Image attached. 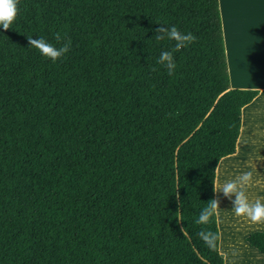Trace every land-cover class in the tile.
<instances>
[{
	"label": "trees",
	"instance_id": "1",
	"mask_svg": "<svg viewBox=\"0 0 264 264\" xmlns=\"http://www.w3.org/2000/svg\"><path fill=\"white\" fill-rule=\"evenodd\" d=\"M19 9L0 28V264H224L218 215L195 221L261 92L230 88L218 0ZM158 24L196 37L173 76ZM28 37L70 51L52 62ZM246 242L263 262L264 232Z\"/></svg>",
	"mask_w": 264,
	"mask_h": 264
},
{
	"label": "rangeland",
	"instance_id": "2",
	"mask_svg": "<svg viewBox=\"0 0 264 264\" xmlns=\"http://www.w3.org/2000/svg\"><path fill=\"white\" fill-rule=\"evenodd\" d=\"M225 1L226 8L231 11L232 0ZM247 5L245 6L247 7ZM259 7L263 8L264 2H260ZM236 11L239 12V15L235 13L234 26L240 24L239 29L244 31L247 19L257 11L248 12L246 9L244 11L240 8ZM229 45L232 52L230 51L228 54L227 69L231 86L257 88L260 91L264 88V57L246 50L241 51L243 45L238 50L235 44L230 43V38ZM225 55H227L226 50ZM261 94L259 98L243 109L241 120V125H243L242 130L241 128L240 130L241 136L243 133L245 136L238 138L236 155L223 160L224 163L220 164L222 167L219 166L218 172L217 168L215 171L214 183L217 187L226 180L235 179L244 172H252V187L246 188L250 200L258 197L264 198V190H262L264 189V94ZM256 181H260L261 184L257 185ZM214 198H216V194H214ZM218 198L221 200V209L217 210L216 214V216L218 215L217 223L219 222L218 228L221 235L219 252L221 250L224 254L226 264H228V259H233V264H253L254 259L258 258L253 255L255 251L247 248L250 245L246 242V237L257 231L264 232V225L252 224L244 218L237 217L232 211L231 202L226 200L222 194H219ZM256 264H264V260Z\"/></svg>",
	"mask_w": 264,
	"mask_h": 264
},
{
	"label": "clouds",
	"instance_id": "3",
	"mask_svg": "<svg viewBox=\"0 0 264 264\" xmlns=\"http://www.w3.org/2000/svg\"><path fill=\"white\" fill-rule=\"evenodd\" d=\"M19 4L20 0H0V28H2L4 32H7L16 21L20 11ZM158 25L159 27L155 29L156 35L154 39L156 41L167 39L175 43L172 50L161 52L157 63L166 68L169 76H173L176 70L174 53L189 47L196 41V37L191 32L187 34L181 32L175 26ZM55 39L59 42L62 40V37L57 33ZM28 44L30 47L37 49L43 57L50 59L52 62H56L70 51L71 40L68 39L66 43L57 48L47 42L43 37H39L38 39L28 37ZM152 70L155 71L156 69L153 68ZM252 175V172H244L235 179L226 180L219 187L213 182V192L216 194V198L211 199L207 203V207L201 210L195 223L206 224L213 215L217 214V210L221 209V200L218 197L219 194H222L226 200L231 202L232 211L237 217L244 218L252 224L264 225V198L258 197L254 200H250L246 191V188L252 187ZM256 184L260 185L261 182L256 181ZM177 200L179 201L178 194ZM185 231L186 229L181 228L183 235ZM198 235L207 245L211 246L213 244L215 237L212 233L202 230Z\"/></svg>",
	"mask_w": 264,
	"mask_h": 264
},
{
	"label": "crops",
	"instance_id": "4",
	"mask_svg": "<svg viewBox=\"0 0 264 264\" xmlns=\"http://www.w3.org/2000/svg\"><path fill=\"white\" fill-rule=\"evenodd\" d=\"M218 2H219V11H220V18L222 25L223 41L227 53L226 55L227 63H228V54L231 51L229 45V38H230V43L235 44L238 50L243 45L241 51L246 50L247 52H250L252 54L264 57V7L263 8L259 7L260 2H264V0H232L233 6L231 11L226 8L225 5L226 1L224 2V0H218ZM245 5H247V7ZM238 8L244 11L246 9L248 12L257 11V13H255L254 15L250 16L247 19V22L245 23L244 26V31L239 29L241 27L240 24L234 26V18L236 16L235 13H237L236 10ZM237 14L239 15V12ZM230 88L257 90V88H245L238 86L234 87L231 85ZM259 92H261L262 93L261 95H263L264 88H262Z\"/></svg>",
	"mask_w": 264,
	"mask_h": 264
},
{
	"label": "bare ground",
	"instance_id": "5",
	"mask_svg": "<svg viewBox=\"0 0 264 264\" xmlns=\"http://www.w3.org/2000/svg\"><path fill=\"white\" fill-rule=\"evenodd\" d=\"M256 99V98H255ZM254 99V100H255ZM249 106V105H248ZM247 107V106H246ZM242 116H243V112H242ZM241 130H242V126H241ZM240 135H241V131H240ZM240 137V136H239ZM237 143H238V141H237ZM238 149V147H237V145H236V150ZM234 156V155H233ZM228 157V156H227ZM231 157V156H230ZM229 158V157H228ZM226 159V158H225ZM221 162V161H220ZM218 168V167H217Z\"/></svg>",
	"mask_w": 264,
	"mask_h": 264
},
{
	"label": "water",
	"instance_id": "6",
	"mask_svg": "<svg viewBox=\"0 0 264 264\" xmlns=\"http://www.w3.org/2000/svg\"><path fill=\"white\" fill-rule=\"evenodd\" d=\"M224 264H225V262H224Z\"/></svg>",
	"mask_w": 264,
	"mask_h": 264
}]
</instances>
